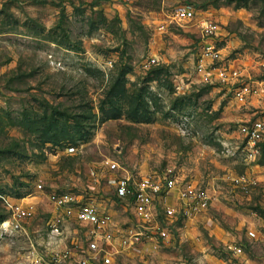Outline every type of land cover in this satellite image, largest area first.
Listing matches in <instances>:
<instances>
[{"label": "rangeland", "instance_id": "rangeland-1", "mask_svg": "<svg viewBox=\"0 0 264 264\" xmlns=\"http://www.w3.org/2000/svg\"><path fill=\"white\" fill-rule=\"evenodd\" d=\"M181 4L219 25L225 62L264 77V0H0V224L14 201L31 204L25 226L46 250L47 194L72 192L144 232L115 181L169 173L206 191L207 211L179 215L168 239L145 232L114 264H218L234 245L241 264H264V140L240 132L252 110L200 82L201 32L172 20ZM66 224L62 243L86 249L84 228ZM29 243L0 236V264Z\"/></svg>", "mask_w": 264, "mask_h": 264}, {"label": "built area", "instance_id": "built-area-1", "mask_svg": "<svg viewBox=\"0 0 264 264\" xmlns=\"http://www.w3.org/2000/svg\"><path fill=\"white\" fill-rule=\"evenodd\" d=\"M172 20L180 25L193 23L201 32V39L195 63V72L203 84L226 87L241 107L255 114L240 124V132L248 142L264 140V77L244 74L241 68L225 62L222 49L218 46L221 36L219 25L208 18H198L197 9L189 4H181L173 10ZM221 39V38H220ZM114 60H109L113 65ZM152 57L150 63H156ZM69 147V151H74ZM109 162V169L117 168ZM38 188L42 191L43 184ZM116 198L128 206L140 226L145 231L127 235L118 227L113 214L100 204L86 200L82 195L72 192H51L48 199L53 205L54 214L46 250H41L31 237L25 223L36 216L31 204L16 200L11 204L9 215L0 224V236L8 232H23L29 238L28 249L20 256L19 264H114L121 247L138 242L145 232L152 238L168 239L170 226L179 215L195 216L207 211L209 196L198 184L180 180L176 176L145 173L125 175L115 181ZM67 221L80 224L85 230L87 248L79 251L63 244ZM255 237L254 232H249ZM235 258H224L218 264H241L245 250L241 245L230 246Z\"/></svg>", "mask_w": 264, "mask_h": 264}]
</instances>
